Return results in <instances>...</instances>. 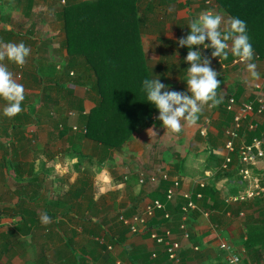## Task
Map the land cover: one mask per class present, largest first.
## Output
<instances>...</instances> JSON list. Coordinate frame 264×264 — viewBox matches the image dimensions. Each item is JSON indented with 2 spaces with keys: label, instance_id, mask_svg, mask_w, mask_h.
Returning <instances> with one entry per match:
<instances>
[{
  "label": "crops",
  "instance_id": "obj_1",
  "mask_svg": "<svg viewBox=\"0 0 264 264\" xmlns=\"http://www.w3.org/2000/svg\"><path fill=\"white\" fill-rule=\"evenodd\" d=\"M62 4V0H0V43L23 42L33 49L27 62L34 70L48 72V66L52 67L51 74L61 71L59 70L61 64L57 63L60 58L55 59V55L62 57V62L65 60L64 64L62 63L64 70L67 50L61 47L62 41L58 43L59 39H64L59 18ZM147 4L143 3V9ZM172 5L169 4V7ZM161 8L165 9L167 6L157 7L155 11ZM143 9L140 13H143ZM222 12L225 16L224 27L227 30V22L230 19L226 17L227 12L223 10ZM148 14L146 13V17ZM183 14L181 10L179 15L182 18L178 21L186 20ZM52 15L56 19V22L53 21L55 25H60L56 31L50 27ZM38 17L43 18L42 22L36 21ZM33 26L37 28L34 32L33 29H29ZM178 29L182 31L180 23ZM155 32L159 33L157 38L161 37V41L168 40L164 27L162 34L156 29ZM189 33L187 31L182 36L186 37ZM47 41L49 42L46 44ZM30 42L33 47L28 45ZM188 51L186 47H181L177 55H183L184 58L178 65L174 66L168 58L161 61L158 71L170 73L171 80L167 84L173 82L169 90L187 92V86L185 89L184 86L188 79L187 68L190 67L186 62ZM207 55L212 63L210 66L219 73L217 79L220 81V88L217 89V94L218 97H223L222 103L215 108L205 106L195 124L188 125L182 121L180 133L164 129L157 135L150 134V129L144 134L137 133L120 148L105 149L100 143L73 131V124L77 123L80 127L83 124L80 114L78 117L68 115L69 110L76 111L70 104L71 99L59 98L57 92L50 91L53 101H47L43 93L41 104L37 106L42 104L50 106L52 117H46L45 113L42 115L33 113L34 120L42 116L43 125L49 126L47 130H39V140L45 141L48 136V141L38 144L33 153V161H41L45 155L43 166L52 169L53 174L43 173L41 182L44 189L43 191L37 189L32 195L41 192V196L36 197L40 203L45 197L66 198L64 204L59 202L57 204L59 206L49 207L50 211L55 212V217L63 216L61 225H55L57 227L53 232L56 235L61 230L71 233L72 228H75L77 236L81 235L80 237L87 239L75 242L71 238L73 235L68 237L59 234L60 239L57 240H52L55 237L51 236L45 258L39 257L41 253L35 251L34 258L30 257L33 255H19L25 260V264H29L30 261H35L36 264H174L168 259L163 248L150 237L147 230L132 233L127 224L119 219L121 214L130 217L141 210L147 202L157 198L154 194L161 187V178L164 174H168L167 181L170 182L168 188L176 179L179 186L173 202H170L171 207L168 211L170 217L166 218L163 211H158V216L152 224L155 229L157 226L161 230L169 229L173 237L181 242V264H229L227 259L229 252L220 246L223 242L231 245L246 263L264 264V157L249 166L253 174V178L249 180L240 175L237 156L231 171L223 172L219 165L227 154L224 147V132L228 123L225 115L228 112L227 98L235 96L237 106L263 98L264 87L257 89L256 86L263 82L264 61L263 58L253 57L251 62L257 65L256 70L260 73V79L253 80L246 69V64L234 63L235 57L231 53L228 56L230 59L222 61L225 63L224 66L219 61L220 58ZM0 63H4L9 71L17 70L19 67L7 59ZM158 71L157 74L162 77ZM51 74H45L48 80L39 76L40 92L49 88L57 91L56 89L60 87L56 81L59 75L56 77ZM68 80L67 76H64L63 81L73 89L75 101L82 100L83 113L90 112L95 104L77 90L80 85L77 86ZM180 83L184 86L181 87ZM187 95H190V92ZM208 115H212V123L208 125L205 137L200 131ZM250 117L251 121L259 122L257 134L264 137V115L254 114ZM36 126L38 127V124ZM62 129L66 130V133L62 134ZM162 133L164 137H169L167 142L154 144L158 138L163 140ZM4 135H7V130L0 133V140L4 139ZM54 142L57 144L53 145ZM1 145L2 142L0 148ZM20 157L22 155L18 153V158ZM39 168L36 167L35 171ZM140 172L153 177L151 180L146 178V181L141 183ZM257 177H260V190L255 187L257 181L254 179ZM202 180L206 183L205 187L200 186ZM250 188L256 190L251 197L240 201H227L232 195L246 192ZM185 193L192 195L193 201L199 206L198 209L183 213L180 206H176L185 202ZM197 193H202L203 196L199 197ZM161 194L163 190L159 192V198ZM42 206L44 205H39ZM100 236L104 238V243L94 239ZM75 253L79 254L80 261L81 257L83 258L82 262L79 260L77 262ZM16 256L10 257L13 264ZM16 260V264L21 263L19 257ZM5 264H10V260L8 259Z\"/></svg>",
  "mask_w": 264,
  "mask_h": 264
},
{
  "label": "trees",
  "instance_id": "obj_2",
  "mask_svg": "<svg viewBox=\"0 0 264 264\" xmlns=\"http://www.w3.org/2000/svg\"><path fill=\"white\" fill-rule=\"evenodd\" d=\"M217 1L220 8L227 12V18L230 20L240 18L246 22L247 34L254 49V58L255 53L264 56V0ZM191 2L192 0L189 3L188 0L185 2H178V0H65L63 2L59 18L64 32L61 47L67 50V62L63 71H57L51 75L56 77L59 75L56 81L57 86L60 87L56 89V95L65 100L71 99L72 108L81 115L82 124L86 127V132L83 133L84 137L100 143L105 149L120 148L125 142L131 140L138 128L151 124L152 119L155 116L158 117V109L147 101V94L143 90L145 79L158 80L156 70H153L148 64L142 42V29L148 23L146 13L154 12L155 8L160 6L168 8L169 4L173 3L177 4L179 8L187 6L189 8ZM139 3H148L143 9V13L139 11ZM189 17L194 18L192 14ZM183 21L180 22V28L184 25ZM154 23L160 25V29L156 30L160 33L163 32L162 19L160 21L155 19ZM187 31L190 32V29ZM205 43L208 44L210 41L206 40ZM194 48L195 46L192 49ZM200 48L207 54L214 51L211 48L205 50L202 45ZM186 49L188 50L187 47ZM228 58L230 59V57ZM220 59L226 61L223 58ZM75 71L78 73L76 83L83 85L92 83V90L97 95L95 106L85 114L83 113L82 100L75 101L73 89L63 81L66 74L69 75ZM51 80L49 79V81ZM43 92L44 99L53 101L49 89H45ZM68 115L70 114L68 113ZM68 115L67 117H69ZM225 115L229 124L233 122V112L228 111ZM61 133H66V130L62 129ZM253 135L254 133L249 132L248 140H251ZM3 147L4 145H1V148ZM4 157L1 167L5 166L9 168L8 170H13L14 178L18 182L29 183L32 187L42 185L41 175L43 173L46 175L48 172H43L41 169L33 171V166H31L30 175H27V171L23 169L25 163L19 161L15 164L12 161L13 156L10 159L6 153ZM221 162L220 170H222ZM161 181V187L154 196L159 199V192L163 190L160 199L166 203L164 210L167 212L171 207L170 202H166V192L170 182L164 179ZM18 193V203L13 214L16 218L19 216L18 222L23 225L22 232L27 234L39 222L36 211L33 209L37 198H32L33 195L28 194L27 191L23 192V188H20ZM38 193L41 196V192ZM63 198L61 196H54L53 199L45 197L43 208L49 217H55V212L50 211L49 207H53L59 202H65L66 198ZM176 206L181 208V205L177 204ZM61 232L62 230L59 231V234ZM10 235L16 237L15 233ZM11 242L7 241L3 252L10 251L8 245H12ZM23 243L22 240L17 242L18 245H23ZM44 244L35 247V249H40L43 259L46 256L45 250L42 249ZM75 254L77 262L80 261L79 254ZM82 259L81 257L80 262Z\"/></svg>",
  "mask_w": 264,
  "mask_h": 264
},
{
  "label": "rangeland",
  "instance_id": "obj_3",
  "mask_svg": "<svg viewBox=\"0 0 264 264\" xmlns=\"http://www.w3.org/2000/svg\"><path fill=\"white\" fill-rule=\"evenodd\" d=\"M185 1L186 0H178V2H185ZM189 2H190V0H188V3ZM189 5H190L189 8H188V6L186 8L185 7L179 8V6L177 4H174L171 7H168L165 9L161 8L158 11L154 10L153 14H151V13L148 14V16H147L148 17V23L142 29V34H141L142 42H143V45L145 47L146 56L148 59V64L150 65V67L153 70H156V72H155L156 77H158V79L160 80L161 83H162V79H163V83L166 86L171 87L173 82L170 84H167V83H169L168 81L171 80L170 79V73H168V72L167 73H165V72L161 73L160 71H158L159 67L161 65V61L163 62V60H165V58H168V60L170 62H172V64L174 66L178 65L179 63L182 62V58H184V56L183 55L182 56L177 55L179 53V50L181 49V47L178 45L177 41L181 37H183L182 36L183 33H185L188 29H190L189 25L193 22V19L194 20L198 19L200 14L205 13V11L208 12V9L205 6L206 4L204 3V0H192V2ZM219 7L213 8L214 13L215 12L220 13V14L223 13L222 9ZM169 8H170V12H168ZM142 9H143V4L139 3V11L141 12ZM181 10L184 12L183 16L186 19L183 21L184 25L181 28L182 31H180V29H178V27H177L180 23V21H178V19L182 18L179 15ZM191 14L194 17L193 19H191L192 16L189 17V15H191ZM54 17L55 16L52 15L53 20L51 21L50 27L51 28L53 27L52 30L56 31L55 29L60 28V25L59 24L57 26L55 25L54 22H56V19H54ZM155 19H159V21L162 19L163 24H164V28H165V35H167L168 40L165 39V41H161L159 38H157L159 33L155 32V29L159 30L160 25L158 26V25H156V23H154ZM42 20H43L42 17H38L36 19L37 22H42ZM189 21H190V23H189ZM224 24H225V22L222 23L223 26H224ZM30 28L33 29L32 31L34 32L35 29L38 28V25H37V28H36V26L35 27L33 26V28L29 27V29ZM224 28L225 27H223V29ZM178 36H179V38H178ZM61 41H63V40L59 39L58 43H60ZM48 42L49 41H47L45 43L47 44ZM58 43L56 41L55 45H57ZM28 45L30 47H33V44L31 42L28 43ZM31 50H33V49H31ZM193 51H200L201 55H202V59L205 57H207V58L209 57V55H207L206 52L202 51L200 46H195ZM33 53H35V51H33ZM53 56L54 55H52V58H53ZM54 58L57 60L60 58L57 63L61 64L59 67L60 68L59 70L62 71L63 70L62 63L65 60L62 62L61 60H63V58L59 57L58 55H55ZM29 60H30V57H27L26 62ZM25 64H27V66L24 65L21 68L18 67L17 70H14V71L10 70L14 75V79H16V81L18 83L22 84L24 86V89H25V98H24L22 105H21L23 110L18 115H16L15 117L9 119L8 117L4 116V114H3V108L7 105V102L3 98H0V133L3 130H7V135H4V139L0 140V142H2V145H4L3 148H0V260H1L0 264H5L8 259L10 260V264H13V262H12L13 259L12 258L10 259V257L13 255H17L14 258V264H16L15 260L18 259V257L21 260L20 264H25V260L21 259L19 255H25V256L26 255H33L30 257L34 258V251L36 253H40V249L39 248L35 249V247H39V245H41V244L43 245L44 241H46V242H45L42 249L46 251L48 241H50L51 236H53V238L55 237L52 240H57V238L60 239L59 234L57 233V235H56L53 231H55V229H56L55 225L60 224L63 221V217L56 216L54 218L51 217L52 222L50 224H48L46 226L43 225L40 221V216L43 214L48 215V213L43 208V206L39 207L40 204L45 206V204H43L44 200L42 201V203H40L41 201L36 200L33 204V209L36 211L37 219L39 222L36 224L35 227L32 228V230L29 233L24 234L22 232L23 225H21L18 222L19 216H18V218H16V217H14V214H13L14 210L16 209L17 203H18V194H19L18 192H20V188L21 189L23 188V192L27 191L28 194H32L38 188H39V190H40V188H42L41 191H43L44 185L42 183L41 186L39 184L40 187H38L37 185H35V187L34 186L32 187L29 183H23V181L18 182L14 178V171L13 170H8L9 168L5 167V166L3 168L1 167V163L5 159L4 155L6 153V156L10 159L12 158L11 156H13L12 161L15 164H17L19 161H21V163H25L23 165V169H25L27 171L26 172L27 175H30L29 170H31V166H33V171L35 170L36 167H40L37 171H40V169H41V171H43V172H46V173L48 172V174H53L52 169L43 166V161H44L43 159L45 158V155L42 156L41 161H33V153H35V150H36L38 144L40 142L45 143L48 141V136L46 137V139L44 138L45 141H43V139L39 140V134H38L39 130L44 131V130L49 129V126L45 127L43 125L44 119H41L42 116H40V118L36 117L34 120V117H33L34 114L33 113H35V115H37V113H40V115L45 113L46 117H52V115H51L52 108L50 106H46V104H42L41 106H37V104H41V98H43L42 96L44 93V92H40L41 87L38 84V79L40 76V77H43L44 80H48L47 77H45V74H51V68L52 67L47 66L48 72H45V71H38L37 69L34 70L31 66V64L28 62ZM55 65H57V64H55ZM157 71L162 74V77L157 75ZM77 75H78V73L75 71V72H71L69 75L66 74L65 77L67 76V79H69L68 81H70V83H73L77 86L80 85L77 88V90L80 93L84 94V97L89 98L91 103L95 104L96 99H97V95L92 90V83L89 84L90 83L89 82L85 85L76 83ZM49 77H52V76H49ZM180 86L182 87V86H184V84L180 83ZM186 86H187V84L184 86V89L186 88ZM49 91L57 92L52 88H49ZM184 93L188 94V87H187V92H184ZM65 104H66V101H65ZM66 107H67V105H65V108ZM72 111L73 110H69V112H72ZM211 114H213V113L211 112ZM204 121H205V123H206V121H208V123H212V115H210V116L208 115L204 119ZM37 124H38V127L36 126ZM75 124H77V123H75ZM78 127H79V129H82L79 125H78ZM150 129H151V131L153 130V132L150 131V134L156 133L158 135V134H161V133H159V131H162L165 128L163 127L162 122H158L157 116H155L152 119L151 124H148V125H145L143 127L138 128V130L134 133L133 137H135V135L137 133L144 134L146 131H149ZM51 130H49V131H51ZM78 133H80V132H78ZM133 137L131 138V140L133 139ZM162 139L163 140L158 138L154 144L160 145L162 143H165V142H167L166 140H168L169 137H164L163 133H162ZM61 141H62V144L65 143L64 138H62ZM92 141H94V140H92ZM126 143H128V141L125 142L124 144H126ZM52 144L56 145L57 143L54 142ZM18 153H20L22 155V157L18 158ZM144 155L147 156V153H145ZM46 158L48 159V157H46ZM143 173L145 175V179L146 178H147V180L152 179L153 175L147 176L145 172H143ZM145 181L146 180H144L143 183ZM46 185L48 186V184H46ZM38 196H39V193L34 194L32 196V198L35 199ZM72 225H74V224H72ZM72 229H70V230H72L71 233L70 232L66 233V230H65L64 232L63 231L61 232V235L62 236L65 235L68 237L73 235V236H71V238H73L75 242L82 240V239H87L86 237H84V238L80 237L81 235L77 236L78 233H76L75 228H72ZM11 233H15L16 237H12L13 235H10ZM94 239L96 241H100L101 243L104 242V238H101V236L94 238ZM8 240L12 241L11 243L13 246L8 245L10 251L9 252H3L4 248L7 246L6 243ZM20 240H22L24 242L23 245L17 244V242H20ZM68 240H69V238H68ZM62 242H64V241H62ZM76 245H78V243H76ZM27 257H29V256H27ZM39 257H41V256H39ZM3 261L5 263H3ZM16 262H17V260H16ZM28 263L29 264H36L35 261L34 262L30 261ZM17 264H19V262Z\"/></svg>",
  "mask_w": 264,
  "mask_h": 264
},
{
  "label": "clouds",
  "instance_id": "obj_4",
  "mask_svg": "<svg viewBox=\"0 0 264 264\" xmlns=\"http://www.w3.org/2000/svg\"><path fill=\"white\" fill-rule=\"evenodd\" d=\"M222 14L220 13L213 14L211 12H205L200 14L198 19L194 20L189 25L190 33L186 37H181L177 41L180 47H187L189 49L186 56V62L190 65V67L187 68L188 70L187 87H188V92H190V95H187L183 92L169 90L170 86H166L164 83H161L159 79L158 80L145 79L143 81V90L147 94V101L151 102L158 109L159 115L157 119L162 121V125L166 129V131H170L173 133H180L183 126L182 121L187 123L188 125L195 124L199 119V115L202 113L205 106L209 108H215L219 106L223 101V97L222 96L218 97L217 94V89L220 88V81L217 79L219 73L212 69V67L210 66L211 60L209 58L205 57L202 59V55L200 51L192 50L193 46L202 45L204 48L214 49V51H212L211 53V56L213 58L219 57L226 60L228 59L229 53H231L233 57L238 58L240 62L246 64V69L253 80L260 79V73L256 70L257 65L251 62L254 57V49L250 43V39L247 34L246 22L241 20L240 18H232L230 21L227 22V30L222 32L221 24L224 18ZM206 40L210 41V43L206 44L205 43ZM229 41H231L230 44L228 43ZM30 52L31 49L27 47L23 42L0 43V62H3L5 61V59H7L8 61L15 63L17 66L23 67L26 63V58L30 55ZM230 97L231 96H229L228 98ZM0 98H3L7 102V105L3 108V114L9 119L15 117L23 110L21 105L25 98L24 86L18 83L16 79H14L13 73L8 70L7 66L4 63H0ZM72 112H76V111H72ZM76 113L77 115H79L78 112ZM77 115L73 117H77ZM231 123L226 126L225 131L231 125ZM209 124L210 123L206 121L203 129L200 131L201 134L205 137L207 134V128ZM75 127H76L75 129L74 127H72L73 131L80 132L81 134L83 133L85 134L86 132L85 126H82L81 127L82 129H79L78 125L75 124ZM246 127L242 129V135L245 136L247 142L249 143L252 142V139L255 136L259 138L261 137L264 138L263 136L257 134V130L259 127L255 131H248ZM204 131L205 134L203 133ZM249 132L254 133L251 140H248ZM224 136H225V132H224ZM225 143H226V136H225ZM225 143H224V147H225ZM236 144L238 145L239 141H237ZM237 148L236 151L230 154L232 161L229 163L228 167H224L225 159L228 154V150L225 147V149L227 150V154L225 155L222 162V169L224 171L232 170L237 157L239 161ZM235 155L237 156L236 158H234ZM263 157L264 155L258 157L255 162H251V163H240L239 161L238 170L240 175L243 177V174H241L240 169L247 168L249 169L250 174L253 177L252 171L249 168V166L255 164L260 158ZM257 178L260 180V177ZM244 179L249 180L248 178H244ZM139 181H140V173H139ZM186 201L187 200L185 199V202L181 205V209L183 213L188 212V211L185 212L183 210V205L186 203ZM169 202H173V201H169ZM163 203L166 207V203L165 202ZM165 207L159 209L158 211L163 210V216L169 218L170 214H168V211L165 212L164 210ZM158 211L155 218H157L158 216ZM154 219L151 221L148 228L146 229L147 232L150 234V237H151V232L153 230H156L163 234H166L167 231L170 232L169 229L161 230L157 225H156L157 229L153 228L152 223ZM40 221L43 225L46 226L52 222V218L49 217L47 214H43L40 216ZM171 236L173 239H175L172 234ZM156 244L159 245L157 242ZM161 247L163 248V246ZM109 248H111V246H109ZM163 250L165 251L164 248ZM165 253L167 254L169 259L168 253L166 251ZM181 255H182V250H181Z\"/></svg>",
  "mask_w": 264,
  "mask_h": 264
},
{
  "label": "built area",
  "instance_id": "obj_5",
  "mask_svg": "<svg viewBox=\"0 0 264 264\" xmlns=\"http://www.w3.org/2000/svg\"><path fill=\"white\" fill-rule=\"evenodd\" d=\"M62 2H65V0H62ZM204 3L206 4V8L208 9V12L214 13V7H219V3L217 0H204ZM220 8V7H219ZM207 12V11H205ZM223 16V15H222ZM224 23V19L223 22ZM221 31L223 32V25L221 24ZM207 48H205L206 50ZM255 57L257 59L263 58L259 53H255ZM219 61L222 63L221 59ZM234 63H242L238 60V58H235L233 60ZM224 66L225 63H222ZM264 87V74H263V82L261 84H258L256 86L257 89H261ZM227 109L234 113V119L231 125L226 129L225 136H226V143L225 147L228 150V154L225 159L224 167H228L229 163L232 161V158L230 154L234 151H236L239 156L240 163H251L255 162L258 157H261L264 155V138H259L255 136L252 139V142H247L245 139V136L242 135V129L244 127L247 128L248 131H255L259 127L258 121H251L250 116L256 115H264V97L260 98L259 101H248L245 103H242L240 106H237L236 99L234 96H231L227 99ZM71 116H76V112H70ZM76 127L74 126V129ZM205 134V131L203 132ZM239 141V144L237 145L236 142ZM241 174H243L244 178L252 179V175L250 174L249 169L242 168L240 169ZM162 179L168 180V174H164ZM145 180V175L143 172H140V182L143 183ZM257 181V184L255 187L261 189L259 184V179H254ZM206 183L204 181H200V186L204 187ZM179 186V182L176 179L169 189L167 190L166 196L168 201H173L176 196V189ZM256 192L255 188H250L246 192H241L237 195H232L227 199L228 202H234V201H240L244 200L247 197H251ZM202 193H198L197 196L202 197ZM184 198L187 200L186 203L183 205V210L189 211L190 209H198L199 206L192 200L190 193H185ZM164 203L158 199L155 198L151 200L150 202H147L143 208L136 213H134L131 217H125V215H120V220L125 222L129 228L130 231L133 233L137 232H143L146 230L151 223V221L156 217L157 211L161 208H164ZM151 238L157 242L159 245L163 246L165 251L169 255V259L174 262L175 264H180L181 261V242L179 240H175L172 238L169 231L166 232V234H163L161 232H158L156 230H153L151 232ZM221 248L227 250L228 253V261L230 264H246L243 259L241 258L240 254L235 252L232 249V246L229 245L227 242H223L221 244Z\"/></svg>",
  "mask_w": 264,
  "mask_h": 264
}]
</instances>
